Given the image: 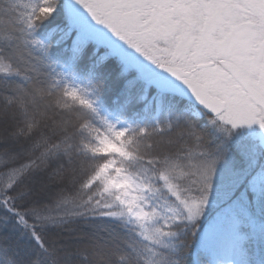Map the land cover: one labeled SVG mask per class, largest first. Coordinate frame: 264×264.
Listing matches in <instances>:
<instances>
[{
    "label": "snow or ice",
    "instance_id": "obj_1",
    "mask_svg": "<svg viewBox=\"0 0 264 264\" xmlns=\"http://www.w3.org/2000/svg\"><path fill=\"white\" fill-rule=\"evenodd\" d=\"M0 97L26 139L30 107L64 114L0 153V264H87L49 238L79 219L112 223L92 252L119 228L117 264H264V0H0ZM73 154L99 163L50 191Z\"/></svg>",
    "mask_w": 264,
    "mask_h": 264
},
{
    "label": "trees",
    "instance_id": "obj_2",
    "mask_svg": "<svg viewBox=\"0 0 264 264\" xmlns=\"http://www.w3.org/2000/svg\"><path fill=\"white\" fill-rule=\"evenodd\" d=\"M118 87V86H117ZM183 103V102H182ZM30 114H35V119L39 121L40 126L36 128L31 135L25 138L27 134V123L28 121L21 119L20 109L17 105L13 104L11 107L6 108L3 105V97H0V115L2 116V121L4 123L5 130L0 131V153L10 152L18 155L19 159L18 164L22 163L29 159L31 156H39V152L32 153L29 151V146L39 139L40 133L50 137V143L56 142V135L61 134L59 130L64 127L62 120L64 119V114L60 111L58 107H51L44 109L42 105H37L35 107L29 108ZM201 120L200 122H202ZM204 122V121H203ZM73 123H76L75 121ZM23 129V133L19 130ZM239 135L238 133H236ZM238 137H235L237 139ZM105 148H110V145L103 144L100 148L103 151ZM43 151V148H41ZM233 161L238 166H241L242 161L238 159V155L233 153ZM237 157V158H236ZM89 163H99L95 162H85L81 164V157H76L73 154V163L65 164L63 170V180L54 185L50 191L56 192L59 188H67L66 196H72L78 191L79 183L85 179L88 173L91 171ZM242 167V166H241ZM84 171H81V169ZM101 171H103L101 169ZM75 177V184L70 183L72 178ZM59 180V177L57 178ZM121 182H117V186H120ZM99 190V185H95L89 194L96 193ZM215 209L209 211V218L214 214ZM254 215L257 222L264 220V215H261L260 212L255 211ZM65 228H74L75 231L72 233L60 234L59 230H56L54 233L49 234V238H55L57 240H63L67 242V248L75 250H83L85 248L89 249L90 259L87 261V264H117L119 259V254L115 253V247L117 241L121 240L123 233L119 231L117 227L114 232H109V236L112 237L111 247L104 246L99 251L92 252L89 240L86 238L80 237V231L83 230L86 233H98L101 227L105 229L112 228V223L109 221H85L84 219H79L75 223H68L64 225ZM75 237H80V239H75ZM253 253L259 256V253L256 248L253 249ZM115 257V258H112ZM202 259H207V257H202ZM189 260H191V255H189ZM71 264H84V262L73 260ZM121 264L123 262L121 261Z\"/></svg>",
    "mask_w": 264,
    "mask_h": 264
},
{
    "label": "rangeland",
    "instance_id": "obj_3",
    "mask_svg": "<svg viewBox=\"0 0 264 264\" xmlns=\"http://www.w3.org/2000/svg\"><path fill=\"white\" fill-rule=\"evenodd\" d=\"M1 121H2V116L0 115V122ZM200 123L203 124V121L200 122ZM4 125L5 124L3 122L0 123V131H4L5 130V126ZM236 133H238L239 135H237ZM236 133L234 134V139H235V137H238V138L235 139V140H239L241 137H247L249 139H256V140H258V138H259L258 135H257L259 133V129L255 125L252 128H250V129H248V128L239 129V130H237ZM238 159H239V157H238ZM241 166H243V161L241 163ZM93 235H94V233H91V232L90 233H86L83 230L80 231V237L81 238H86L89 241L92 239ZM89 241H87V242H89Z\"/></svg>",
    "mask_w": 264,
    "mask_h": 264
}]
</instances>
